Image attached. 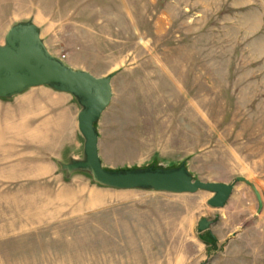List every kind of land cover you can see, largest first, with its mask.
<instances>
[{
  "label": "rangeland",
  "instance_id": "obj_1",
  "mask_svg": "<svg viewBox=\"0 0 264 264\" xmlns=\"http://www.w3.org/2000/svg\"><path fill=\"white\" fill-rule=\"evenodd\" d=\"M26 21L70 68L115 73L104 167L185 160L203 182L250 180L262 208L245 184L214 209L203 191L65 175L58 163L82 156L79 106L33 88L0 99V264H264V0H0V45Z\"/></svg>",
  "mask_w": 264,
  "mask_h": 264
},
{
  "label": "water",
  "instance_id": "obj_2",
  "mask_svg": "<svg viewBox=\"0 0 264 264\" xmlns=\"http://www.w3.org/2000/svg\"><path fill=\"white\" fill-rule=\"evenodd\" d=\"M114 75L96 77L70 68L48 51L39 27L31 21L11 26L0 45V99L8 100L29 89L47 87L71 95L78 104L76 119L83 140L82 156L58 163L65 175L84 173L95 185L115 190L170 194L203 191L212 195L207 205L214 209L225 206L236 184H245L253 192L259 209L262 208L259 191L250 180L236 177L229 184L203 182L190 173L185 160L171 167L151 165L117 170L104 167L98 152L97 124L111 104ZM209 225L210 222L203 219L198 223V230L203 232Z\"/></svg>",
  "mask_w": 264,
  "mask_h": 264
},
{
  "label": "trees",
  "instance_id": "obj_3",
  "mask_svg": "<svg viewBox=\"0 0 264 264\" xmlns=\"http://www.w3.org/2000/svg\"><path fill=\"white\" fill-rule=\"evenodd\" d=\"M204 244L206 245H212V242L214 241L213 237L210 235H203L200 237Z\"/></svg>",
  "mask_w": 264,
  "mask_h": 264
},
{
  "label": "built area",
  "instance_id": "obj_4",
  "mask_svg": "<svg viewBox=\"0 0 264 264\" xmlns=\"http://www.w3.org/2000/svg\"><path fill=\"white\" fill-rule=\"evenodd\" d=\"M61 60H64V56L59 57Z\"/></svg>",
  "mask_w": 264,
  "mask_h": 264
}]
</instances>
